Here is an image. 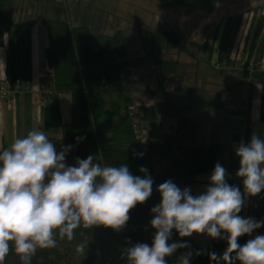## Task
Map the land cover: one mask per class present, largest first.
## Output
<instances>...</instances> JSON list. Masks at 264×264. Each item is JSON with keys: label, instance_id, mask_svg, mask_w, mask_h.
I'll return each mask as SVG.
<instances>
[{"label": "clouds", "instance_id": "9594fccd", "mask_svg": "<svg viewBox=\"0 0 264 264\" xmlns=\"http://www.w3.org/2000/svg\"><path fill=\"white\" fill-rule=\"evenodd\" d=\"M70 148L58 151L43 131L34 129L0 151V264L13 249L22 264H31L38 249L55 247L57 237L72 241L79 227L120 231L130 210L151 197L153 179L146 167L139 169L143 177L134 176L126 164L102 165L94 162L93 155L76 158L70 166L66 163ZM235 154L243 195L226 182L227 171L219 162L199 195L166 180L157 188L160 203L151 209L150 226L155 230L151 246L131 244L129 239L121 258L127 264H167L166 257L189 247L169 243L175 230L181 238L196 233L226 239L222 255L208 254L215 264H264V235L238 243L240 237L264 225V221L239 215L245 197L264 190V139L253 134L248 143L236 147ZM86 246L77 245L76 252L84 254ZM192 255L191 251L183 253L180 264H190Z\"/></svg>", "mask_w": 264, "mask_h": 264}, {"label": "trees", "instance_id": "16d2710c", "mask_svg": "<svg viewBox=\"0 0 264 264\" xmlns=\"http://www.w3.org/2000/svg\"><path fill=\"white\" fill-rule=\"evenodd\" d=\"M167 9H190L193 0H156ZM11 0H0V29L18 31L42 22L47 30L52 62L51 92L68 94L71 97V116L62 125L58 139H50L57 150L71 146L66 163L74 166L76 158L93 155L102 165L126 164L134 176H144L141 167L152 160L174 155L166 167L154 175L153 192L143 204H137L129 212V220L120 231L97 226L75 230L72 241L57 237L53 248L38 249L31 264H127L122 259L125 247L135 243L151 246L155 230L151 228L152 207L160 203L157 191L160 184L172 180L178 187L189 186L194 177L212 171L227 152L221 141V133L210 129L206 148L174 145L168 136L159 141L146 142L137 138L135 128L142 122H157L159 119H175L170 131L181 133L188 129L189 122L180 117L179 105L173 101H155L151 104H132L126 94L124 83L135 76V70L149 63L157 76L174 75L179 64L175 60H161L168 42L178 51H186L175 33L158 23L153 31L139 33L142 56L129 57L126 39L121 31L112 35H92L84 25L73 26L69 21L47 17L33 12L15 21L9 12ZM264 82V79L262 80ZM139 131V130H138ZM6 148L0 149L3 151ZM178 233L173 230L169 243L178 242ZM86 243L84 254L76 252L77 245ZM167 264H180L179 251L166 257ZM4 264H22L14 249ZM190 264H215L209 256L195 255ZM221 264L223 262L221 261Z\"/></svg>", "mask_w": 264, "mask_h": 264}, {"label": "crops", "instance_id": "0c3cea01", "mask_svg": "<svg viewBox=\"0 0 264 264\" xmlns=\"http://www.w3.org/2000/svg\"><path fill=\"white\" fill-rule=\"evenodd\" d=\"M145 5L146 8L157 12L164 11L149 1ZM187 10L190 14H194L192 15L194 19L199 18V26L204 27V24L208 26L209 19L212 20V24L207 30L209 33L205 43L201 45V58L196 60L194 55L185 51L197 66L193 80L189 81L184 94L185 101H181V97L172 100H167L165 97L154 100L159 89L147 90L148 95L153 99L151 103L176 102L179 105L180 117L189 122L186 130L188 131L192 127L193 117L198 115L195 110V96L199 95L200 91L192 83L195 84L198 75H202L198 74L199 62L212 67V76L203 73L208 79L228 82L236 88L244 85L245 92L235 98L237 101L229 107L222 108L220 120L214 118L213 122L208 123L204 128L202 122H199L201 125L198 130L191 132L188 138L192 143L184 144V146L206 148L210 129L218 130L221 133L222 143L227 146V152L220 162L227 171L226 182L238 187L243 195V179L236 175L240 164L235 149L241 142L248 143L253 134L264 139V82L262 81L264 73L259 69L264 65V0H193L191 8ZM171 13L172 17L174 13L176 14V12ZM159 18L161 19L160 16ZM67 20L72 23L70 15H67ZM151 21L153 22V18ZM154 24L153 22L151 25L154 27ZM216 61L220 65L218 68L214 66ZM249 65H253L255 69L250 71L247 68ZM153 74V78L157 80L158 76L154 71ZM51 77L49 41L46 27L42 22H35L30 27L18 31L0 29V83L13 85L22 82L29 87V92L18 94L14 100L0 102V149L9 148L15 138H23L34 129L43 131L49 139L60 137L62 125L70 121L71 97L68 94L50 95ZM161 77H165L166 82H169L173 76ZM43 83L45 90L40 94V86ZM168 90L174 98L173 94L176 93L174 86H169ZM41 97L45 99V105L41 104ZM152 123L163 128L160 122ZM216 123L218 125H215ZM156 141H159L157 137L149 142ZM173 155L171 153L168 158L157 161H162L161 166H166ZM212 171L197 175L191 185L181 189L190 188L193 195L203 193L208 186ZM239 215L264 221V190L256 196H246ZM257 235H264V225L250 236L240 237L238 243L243 245ZM178 242L189 245L188 248L178 249L179 257L189 251L193 253L191 258L196 252L206 256L211 252L222 255L227 248L226 239H212L206 234L193 233L191 237H178Z\"/></svg>", "mask_w": 264, "mask_h": 264}, {"label": "rangeland", "instance_id": "374dc122", "mask_svg": "<svg viewBox=\"0 0 264 264\" xmlns=\"http://www.w3.org/2000/svg\"><path fill=\"white\" fill-rule=\"evenodd\" d=\"M148 1L164 11L157 12V10L146 8L145 4ZM9 12L15 21H19L23 16L33 12L65 21H67V15H70L73 26L84 25L90 29L92 35H112L116 31H121L126 39V53L129 57L145 54L142 50L139 33L143 30L153 31L159 21L175 33L186 50L194 55L196 60H199L201 58V45L205 43L207 33H209L207 30L212 24V20L209 19L208 26L204 24V27H201L198 24L199 18L194 19L192 17L194 14H190L187 9L163 8L156 0H11ZM171 12H176L174 17H172ZM151 18L155 23L154 27L151 25L153 23ZM163 47L161 60H176L179 64L178 72L172 75L171 81L166 82L165 77L158 76L157 80L153 78V69L149 63L138 67L135 70V76L127 78L124 83L126 94L132 104H149L153 99H164V97L167 100L181 97V101H185L184 94H186L189 81L193 80L194 70L197 67L195 61L192 62L185 51H178L168 42H163ZM203 64L201 62L198 64L200 68L198 74L202 75H198L195 84L192 83V85H196L200 93L195 96V110L198 115L193 117L191 129L174 133L170 131L169 127L174 125L176 120L169 118L157 121V123H162L163 128L152 122H142L138 124L142 143L149 142L156 137L160 140L162 136H168L173 140L174 145L190 144L192 142L188 138L191 132L198 130L201 124L204 128L208 123L213 122L214 118L220 120L222 108L231 106L233 102L237 101L235 98L240 97L245 92L244 85H241V88H236L228 82H220L213 78L208 79L203 73L206 76L209 74L212 76L213 69L210 65ZM214 66L219 67L217 61ZM172 85L176 90V93L173 94L174 98L168 90L169 86ZM151 89H159L156 98L152 99L148 95L147 90ZM133 97L137 98L134 99ZM172 153L174 154V151ZM160 162L162 161L152 160L146 164L150 175L156 174L168 165L161 166Z\"/></svg>", "mask_w": 264, "mask_h": 264}, {"label": "built area", "instance_id": "2783aa9c", "mask_svg": "<svg viewBox=\"0 0 264 264\" xmlns=\"http://www.w3.org/2000/svg\"><path fill=\"white\" fill-rule=\"evenodd\" d=\"M247 68L250 71H253L255 69V67L253 65H249ZM259 69L264 73V65L261 66ZM44 90H45V84L43 83L40 86V92L39 93L40 94L43 93ZM24 92H29V87L25 83L17 82V83H15L13 85H9L6 82H1L0 83V102H4V101L8 102V101L14 100L15 97L18 94H21V93H24ZM49 94L50 95H54L51 92V90L49 91ZM40 102H41L42 105H45V103H46V101H45V99L43 97H41ZM134 128H135V132H136L137 138H139L142 141L140 133H139L136 125L134 126Z\"/></svg>", "mask_w": 264, "mask_h": 264}]
</instances>
